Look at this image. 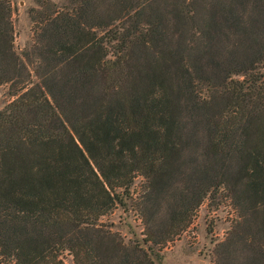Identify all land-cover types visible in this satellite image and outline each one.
<instances>
[{"label": "trees", "instance_id": "obj_1", "mask_svg": "<svg viewBox=\"0 0 264 264\" xmlns=\"http://www.w3.org/2000/svg\"><path fill=\"white\" fill-rule=\"evenodd\" d=\"M33 1L19 48L0 0V264H156L221 195L212 263L264 264V0Z\"/></svg>", "mask_w": 264, "mask_h": 264}, {"label": "rangeland", "instance_id": "obj_2", "mask_svg": "<svg viewBox=\"0 0 264 264\" xmlns=\"http://www.w3.org/2000/svg\"><path fill=\"white\" fill-rule=\"evenodd\" d=\"M17 6L15 24L17 28L16 43L23 48L31 41L33 34L29 9L35 6L33 0H13ZM12 99L6 85L0 84V110ZM144 184L142 176L136 178L131 186V192L137 194ZM130 202V201H129ZM234 210L230 201L224 195L214 200H206L198 209L191 226L166 246H157L152 251L156 264H213V249L217 241L227 235ZM112 222L114 228L120 231L126 239L142 241L144 224L138 213L132 209L131 203L127 209L117 208L111 215L104 217ZM150 243L147 242V249ZM151 251V250H150ZM66 264H76L70 255L65 256Z\"/></svg>", "mask_w": 264, "mask_h": 264}]
</instances>
